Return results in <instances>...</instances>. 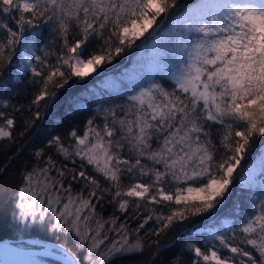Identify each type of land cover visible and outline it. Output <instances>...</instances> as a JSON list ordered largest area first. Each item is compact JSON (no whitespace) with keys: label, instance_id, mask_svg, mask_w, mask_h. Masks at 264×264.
Wrapping results in <instances>:
<instances>
[{"label":"snow or ice","instance_id":"obj_1","mask_svg":"<svg viewBox=\"0 0 264 264\" xmlns=\"http://www.w3.org/2000/svg\"><path fill=\"white\" fill-rule=\"evenodd\" d=\"M0 150L13 225L75 249L0 264H264V0H0Z\"/></svg>","mask_w":264,"mask_h":264},{"label":"trees","instance_id":"obj_2","mask_svg":"<svg viewBox=\"0 0 264 264\" xmlns=\"http://www.w3.org/2000/svg\"><path fill=\"white\" fill-rule=\"evenodd\" d=\"M173 15H175V13ZM126 67H130V61L127 58L119 60V61L115 62L114 64L106 67L104 69V72L102 75L96 76L94 79L90 80L87 85H83V84L78 85L73 91L78 92L84 87H93V88H96L97 90H102L104 87L105 75L117 76L120 73H122L124 71V68H126ZM17 91L19 92V101L18 102L27 104L28 100L31 98V96H30L31 89L26 90L25 85L22 83L19 85ZM26 91L29 93L28 96L25 95ZM66 95H67V93L61 94L59 101H57V105L53 106L52 112L49 113V116H51L53 112L56 113L57 115H63L64 109L67 107V105L64 103ZM83 102L86 103L87 101L84 100ZM85 118L86 117H80V116L77 117L78 120H83ZM51 127H52L51 120H46L45 121V130H48ZM17 130H19V127L17 128ZM11 154H12L11 152L0 150V172H4V165L8 164V157ZM21 159H23V157L18 156L16 160H13L9 164L8 170H7V172L4 173V176L0 177V180H7L10 183L15 177L16 170H17L19 161ZM250 161L251 160H248L244 163V165H243L244 170ZM236 190L237 189L233 190V196L228 199V201L225 203L224 207L220 210L221 213H227L228 212L229 208L232 205V201L235 198V191ZM24 237H38V238H42L45 240L54 241L57 243H64L65 246L69 247L70 249L75 250L71 239L65 240L63 237H60L58 239L56 236L51 235L47 232L41 231L39 229H31L29 231H22V230L17 229L13 225V223L11 222L7 205L0 206V239H5V238L6 239H20V238H24ZM181 243H183V241H181ZM22 245H25V244H22ZM178 250H179V248L174 250L173 254H175V252ZM185 255L187 256L188 254H185ZM80 256L82 258L83 253H81ZM50 264H58V262L50 259ZM118 264H129V262L128 261L118 262Z\"/></svg>","mask_w":264,"mask_h":264},{"label":"water","instance_id":"obj_3","mask_svg":"<svg viewBox=\"0 0 264 264\" xmlns=\"http://www.w3.org/2000/svg\"><path fill=\"white\" fill-rule=\"evenodd\" d=\"M32 241H41L45 244L54 245L57 242L45 240L38 237H25L21 239H0V245H10L11 250H5L4 254L0 256V258L7 259V260H26V255L22 254V252H17V244L23 242L26 244H30ZM22 249H27L28 247H21ZM32 251H38V247H31Z\"/></svg>","mask_w":264,"mask_h":264},{"label":"rangeland","instance_id":"obj_4","mask_svg":"<svg viewBox=\"0 0 264 264\" xmlns=\"http://www.w3.org/2000/svg\"><path fill=\"white\" fill-rule=\"evenodd\" d=\"M254 159V158H253ZM252 161H250L249 163H251ZM246 170V168H245ZM22 244H25V245H22ZM17 245H20V247H35V246H32L30 244H26V243H21V244H17ZM30 257L26 256V259H29Z\"/></svg>","mask_w":264,"mask_h":264},{"label":"bare ground","instance_id":"obj_5","mask_svg":"<svg viewBox=\"0 0 264 264\" xmlns=\"http://www.w3.org/2000/svg\"><path fill=\"white\" fill-rule=\"evenodd\" d=\"M25 238V237H24ZM21 239V238H20ZM21 243H23V242H21ZM21 243H19V244H21Z\"/></svg>","mask_w":264,"mask_h":264}]
</instances>
